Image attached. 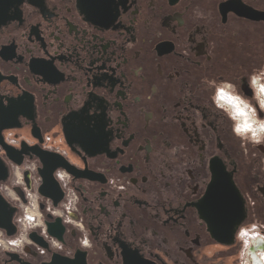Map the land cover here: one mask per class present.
I'll use <instances>...</instances> for the list:
<instances>
[{"label": "flooded vegetation", "instance_id": "af4514ba", "mask_svg": "<svg viewBox=\"0 0 264 264\" xmlns=\"http://www.w3.org/2000/svg\"><path fill=\"white\" fill-rule=\"evenodd\" d=\"M262 70L264 0H0V140L89 177L57 168L54 207L40 160L15 165L0 144L10 175L32 164L53 208L72 190L80 223L58 217L63 241L46 234L60 248L36 232L47 249L29 239L0 264L77 250L85 264H262L264 143L235 136L213 101L230 83L263 120L250 87ZM215 179L235 194L213 186L205 201Z\"/></svg>", "mask_w": 264, "mask_h": 264}, {"label": "water", "instance_id": "95a60500", "mask_svg": "<svg viewBox=\"0 0 264 264\" xmlns=\"http://www.w3.org/2000/svg\"><path fill=\"white\" fill-rule=\"evenodd\" d=\"M37 139L39 140V142H41L39 138ZM65 139L68 145L70 146L71 141L69 140V138L65 136ZM0 144L4 148L7 158L15 165H21L24 156H28V157L34 156L40 160L41 168L39 169V173L43 179V183L39 189V193L41 196L51 199L54 207H57L58 204L63 199V192L53 176V173L57 168L66 169L75 179L89 178L84 172H82L84 173L82 174L78 172L76 169H74L72 166H70L60 156L42 151L38 145L33 147H28L23 144L21 148L17 150L10 146L5 145L2 140H0ZM9 177H10L9 167L7 166L6 162L0 158V183H5L9 179ZM219 185L225 186L226 189H228V192H226L228 195L230 193L231 195L235 194L233 191L234 188L233 183L230 180L226 184H220L215 179V181H212L211 187L208 188L205 194V198H204L205 201L208 202L210 200V195L212 194L213 186H219ZM15 191L19 195L21 200L24 202V196L21 190L19 188H15ZM222 194L224 195V193ZM16 213H17V208L14 207L12 204H10L6 200V198L0 193V230L3 231L5 235L9 238L15 237L17 234V226L14 223V218ZM47 218L49 219V221L47 220L45 224L47 227L48 234L51 237L62 242L65 227L63 226L61 219L58 217L52 218L50 215H48ZM29 239L43 248L46 249L48 248V245L41 237L37 235L36 232L30 233ZM26 250L29 251L28 248H26ZM83 255L84 253H81L79 250H77L75 252L74 258L70 260L58 254H53L49 264H55L56 262L64 263L68 261H70L73 264L82 261L85 264L83 260Z\"/></svg>", "mask_w": 264, "mask_h": 264}, {"label": "built area", "instance_id": "2783aa9c", "mask_svg": "<svg viewBox=\"0 0 264 264\" xmlns=\"http://www.w3.org/2000/svg\"><path fill=\"white\" fill-rule=\"evenodd\" d=\"M261 110L264 112V108ZM33 171L34 167L32 164H25L23 169L12 165L9 181L0 184V193L10 204L17 208V213L14 218V223L17 226V234L15 237L9 238L0 230V251L18 253L25 245L32 244L28 237L33 231L45 237L53 248H60L59 244L46 234V226L44 223L46 214L60 217L63 223L71 228L80 227L79 220L76 217L77 199L75 193L70 189H66L64 201L58 209L53 208L49 200H45L38 194L41 180L40 178L35 179L31 177ZM25 172H28L29 186L25 184ZM15 188L21 189L24 195V202L15 192ZM40 205H43V210L40 209ZM83 243L86 244V240Z\"/></svg>", "mask_w": 264, "mask_h": 264}, {"label": "clouds", "instance_id": "9594fccd", "mask_svg": "<svg viewBox=\"0 0 264 264\" xmlns=\"http://www.w3.org/2000/svg\"><path fill=\"white\" fill-rule=\"evenodd\" d=\"M250 87L255 95L264 97V70L252 77ZM213 101L215 106L223 110L232 121V131L235 136L253 144L264 143V120L257 119L249 104L236 94L234 85L223 83L216 86ZM261 103H264V99H261Z\"/></svg>", "mask_w": 264, "mask_h": 264}, {"label": "rangeland", "instance_id": "374dc122", "mask_svg": "<svg viewBox=\"0 0 264 264\" xmlns=\"http://www.w3.org/2000/svg\"><path fill=\"white\" fill-rule=\"evenodd\" d=\"M247 103H248V102H247ZM249 106L253 109V111L255 112V114H257V113H256V109H255V107H254L253 105H250V104H249ZM256 117H257V115H256ZM263 120H264V118H263ZM247 142H250V141L247 140Z\"/></svg>", "mask_w": 264, "mask_h": 264}]
</instances>
